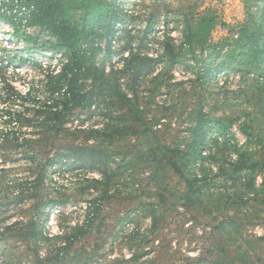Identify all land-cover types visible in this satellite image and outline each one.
<instances>
[{
    "label": "rangeland",
    "instance_id": "rangeland-1",
    "mask_svg": "<svg viewBox=\"0 0 264 264\" xmlns=\"http://www.w3.org/2000/svg\"><path fill=\"white\" fill-rule=\"evenodd\" d=\"M108 1L119 17L113 42L104 27L87 32L90 70L79 74L87 105L59 129L37 106L25 124L3 122L1 109L23 108L20 98L3 99L5 81L11 94L30 87L42 100L45 73L66 51L46 29L16 35L0 21V60H12L0 62V139L19 137L0 140V264H264V173L248 187L211 128L224 119L229 138L260 154L242 125L259 116L255 134L264 135L263 71L237 39L247 27L264 43V0ZM203 15L215 21L205 47L188 44ZM224 58L230 67L213 73ZM199 117L211 184L194 191L200 166L182 155ZM75 145L106 158L92 168L70 155Z\"/></svg>",
    "mask_w": 264,
    "mask_h": 264
},
{
    "label": "trees",
    "instance_id": "trees-1",
    "mask_svg": "<svg viewBox=\"0 0 264 264\" xmlns=\"http://www.w3.org/2000/svg\"><path fill=\"white\" fill-rule=\"evenodd\" d=\"M117 13V10L108 0H0V21L10 25L16 35L23 27L46 29L56 38L57 44L52 45L53 48L57 46L58 50L65 49L66 51V58L63 59L57 70L45 73V76H47L45 82L47 95L42 100L39 96L32 94L30 87L24 95L11 94L14 86L11 81H5L6 91L1 93L3 99L20 98V104L23 108L18 110L8 106V108L1 109V116H4L3 122L18 121L25 124L29 121V117L25 112L35 109V106H37L36 112L39 115H44L46 122L48 121L54 129H59L65 123V115L73 107L87 105L84 101L85 94L79 84V74L84 70L89 71L90 67L84 66L85 48L81 46L87 37L88 31H99L101 27L108 30L109 40L113 42L117 30L115 24L119 19ZM214 24L213 18L205 15L200 16L197 23L189 29L188 44L198 43L200 46L205 47L204 43H206L207 36L213 29ZM245 29L247 31H241L237 42L241 41L243 46L241 50L247 54L246 56L249 57L251 64L256 69L263 71V75H259L260 78L257 77V80L260 86L264 87V43L259 42L260 36L257 33L250 32L247 27ZM221 49L222 47L219 48V50ZM8 58L12 61L9 55H6L4 61L1 58L0 62H5ZM204 66L207 69L209 63ZM0 67H2V64ZM229 67L224 58L222 61L215 63L211 69L213 73H216ZM31 98L35 100L32 101ZM28 99L30 101H27ZM12 101H15V99ZM252 116H249L242 125V130L247 133L246 140L254 137L259 144L260 154L258 157H253L251 150L241 149L242 145H238L235 140L229 138L228 125L224 119H215L211 127L216 131L215 140L221 138L224 144L233 149L232 156H234V159H232L230 166L234 173L242 175L246 185L250 188L255 186L257 177L264 173V135L261 134V131L255 134L254 121L259 120V116ZM205 123L206 121L202 117L196 120L191 154L182 155L183 158L189 157L187 160H192V164L197 163L200 166L202 176L199 177L197 174H193L192 178V189L194 191L199 190L203 185L208 186L211 184L210 178L205 174L206 169H202V167H205L206 156L203 151L207 130ZM0 140L1 143L11 141L18 143L19 137L4 135ZM21 140H23V144H26L29 138L22 136ZM70 155L76 156L78 160L85 157L91 163L92 168H96L94 164L96 160H100L103 156L106 158V155H99L94 147L87 148L78 145L73 147ZM186 164L184 162L183 165ZM206 168L208 169V167ZM223 171L220 169V172ZM35 228H37L36 225L33 226L34 231H36Z\"/></svg>",
    "mask_w": 264,
    "mask_h": 264
}]
</instances>
